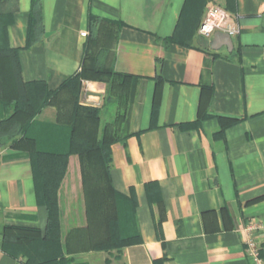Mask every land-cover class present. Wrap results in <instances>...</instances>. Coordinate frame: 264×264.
Instances as JSON below:
<instances>
[{"label": "crops", "instance_id": "obj_1", "mask_svg": "<svg viewBox=\"0 0 264 264\" xmlns=\"http://www.w3.org/2000/svg\"><path fill=\"white\" fill-rule=\"evenodd\" d=\"M214 7L241 25L231 47L221 40L214 49L215 34L198 32ZM91 15L102 19L96 32ZM0 28L24 82H44L59 101L70 97L87 52L117 73L110 94L107 82L82 79L79 104L106 108L98 138L111 131L114 187L138 200L141 241L123 247L124 264H252L240 228L264 214V0H0ZM120 94L128 108L109 125ZM70 115L45 105L36 136L52 126L60 140ZM14 139L0 141V264H24L4 250V226L44 235L48 225L30 153ZM76 162L71 156L58 190L63 243L86 224ZM67 256L72 264L109 261L105 251Z\"/></svg>", "mask_w": 264, "mask_h": 264}, {"label": "trees", "instance_id": "obj_2", "mask_svg": "<svg viewBox=\"0 0 264 264\" xmlns=\"http://www.w3.org/2000/svg\"><path fill=\"white\" fill-rule=\"evenodd\" d=\"M101 20V17L91 15L92 28ZM93 32H96V28ZM3 35L4 29L0 28V141L4 137L15 138L13 145L20 147L21 144L30 153L37 199L48 210L44 235L34 228L4 226V250L14 258L23 259L24 264H72L73 258L67 254L89 250L122 251L125 246L139 243L141 237L135 222L138 205L136 194L132 191L131 196L127 197L113 184L112 143H109L111 131L107 130L104 138L99 139L98 108L79 104L82 79L107 82L110 94L111 89L112 92L118 90L115 83L117 73L103 65L100 53L87 52L81 71L71 80L70 97L59 101L57 93L49 90L44 82L30 86L24 82L17 50L3 44ZM173 40L174 37L163 39L166 44ZM121 76L122 81H126L128 75ZM123 84L126 85L125 82ZM123 95L120 94L118 100L123 101L125 112L129 101ZM47 104L64 108L65 111L68 109L71 113L64 123V130L70 128L71 132L67 153L40 146L39 143H50L42 137H50L48 133H53L52 126L42 128L41 136H36L34 132L37 127L34 118ZM89 122L94 128L84 135L80 130L81 123ZM197 124L182 126L188 128ZM74 152L86 157V164L82 163L81 169L86 224L73 228L63 243L58 190L67 172L68 156Z\"/></svg>", "mask_w": 264, "mask_h": 264}, {"label": "built area", "instance_id": "obj_3", "mask_svg": "<svg viewBox=\"0 0 264 264\" xmlns=\"http://www.w3.org/2000/svg\"><path fill=\"white\" fill-rule=\"evenodd\" d=\"M240 31L241 25L227 20L224 11L218 7L207 12L198 28L199 34L204 37H211L217 32L234 36ZM82 35H86V32ZM240 230L244 235L245 253L252 260V264H264V214L247 220Z\"/></svg>", "mask_w": 264, "mask_h": 264}, {"label": "rangeland", "instance_id": "obj_4", "mask_svg": "<svg viewBox=\"0 0 264 264\" xmlns=\"http://www.w3.org/2000/svg\"><path fill=\"white\" fill-rule=\"evenodd\" d=\"M122 104H124L123 101H120V102H119V100L113 101V103H112L113 115L110 118H107L109 125L110 124L119 125L120 120L122 118H124V115H123L124 105L122 106ZM105 109H106L105 107L103 109H98L99 113L101 114L102 113L101 110L105 111ZM105 121H106V119H103V122H105ZM100 122H101V117H100ZM100 126H101V123H100ZM92 128H94V125L90 122L85 123V124L81 123L80 130H82L81 133L85 135V134H87V131H91ZM70 133L71 132H69V130H65L64 132H62V134L60 133V140H54L52 138L53 133H48L52 139L50 137H48L47 135L43 136L42 139L44 138L45 141L50 142V143H39V144L42 147H45L48 149L50 148V149H53L54 151L67 153L66 151H67V149H69L68 148L69 147L68 142L70 141V139H68V138H70ZM66 141H67V143H66ZM71 156H74V158L77 160L76 164L78 166H80V170H81L82 166H83L82 163L86 164V157H84V155H80L79 153H76V152L71 153L68 156V164H69ZM105 254L109 255L108 256L109 261L106 262V264H124V259H123L121 250L112 249V250H110V252L105 251ZM102 261L101 262L98 261L97 264H101ZM75 264H79V263H75Z\"/></svg>", "mask_w": 264, "mask_h": 264}, {"label": "water", "instance_id": "obj_5", "mask_svg": "<svg viewBox=\"0 0 264 264\" xmlns=\"http://www.w3.org/2000/svg\"><path fill=\"white\" fill-rule=\"evenodd\" d=\"M221 40H224L223 41V44L224 45H227V46H232V38H231V35L229 33H226V32H217L215 33L214 35V38L212 40V43H211V46L216 49L217 48V45Z\"/></svg>", "mask_w": 264, "mask_h": 264}]
</instances>
